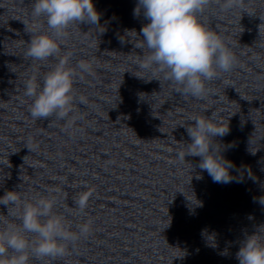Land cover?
<instances>
[{"label":"clouds","instance_id":"1","mask_svg":"<svg viewBox=\"0 0 264 264\" xmlns=\"http://www.w3.org/2000/svg\"><path fill=\"white\" fill-rule=\"evenodd\" d=\"M212 5L222 13L238 10L254 14L248 11L246 0H138L134 9V16L142 13L149 21L141 29L142 47L148 49L149 55L140 67L151 71L155 79L162 74L181 96L206 97L208 83L238 64L224 38L202 20ZM31 15L37 20L43 18L47 30L39 25L27 26L32 36L25 56L33 62L55 58L57 63L41 79L33 77L26 83L25 95L32 101L30 115L34 120L64 121L71 135L79 131L74 126L82 119L74 104H87L86 98L76 96L75 79L80 72L90 73L91 65L80 62L70 67L71 54L60 56L61 43L73 24L97 25L99 31L100 14L93 0H34ZM192 121L195 123L186 128L191 142L183 143L177 153L178 162H186V156L200 157L198 167L207 171L213 182H231L229 169L234 165L221 155V147L214 141L228 133V126H222L215 114L194 116ZM28 148L34 150L32 145ZM91 196V191H83L74 199L77 214H86ZM58 203L55 189L32 198L14 190L0 196V205L7 206V215L12 217L9 222L0 220V264H43L64 257L70 247L90 236L92 221L76 224L73 229L56 211ZM259 203L264 205V197L259 198ZM262 229L264 226L242 242L236 253L239 264H264Z\"/></svg>","mask_w":264,"mask_h":264}]
</instances>
